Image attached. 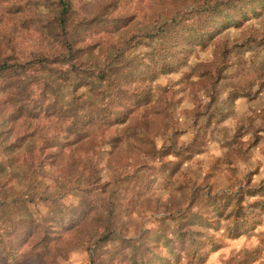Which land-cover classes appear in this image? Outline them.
<instances>
[{"label":"rangeland","instance_id":"1","mask_svg":"<svg viewBox=\"0 0 264 264\" xmlns=\"http://www.w3.org/2000/svg\"><path fill=\"white\" fill-rule=\"evenodd\" d=\"M64 1L0 0V264H264V0Z\"/></svg>","mask_w":264,"mask_h":264},{"label":"trees","instance_id":"2","mask_svg":"<svg viewBox=\"0 0 264 264\" xmlns=\"http://www.w3.org/2000/svg\"><path fill=\"white\" fill-rule=\"evenodd\" d=\"M59 2L63 4V7L55 19V26L60 30L62 37H65V32L67 28V20H68V16L70 12V4L65 3L64 0H59ZM167 23H169L170 26L173 27L177 25V18H174ZM184 37L182 35V37H180L179 40L173 42L172 44H169L168 52L164 55L159 56L156 60L160 61L161 62L160 64H162L166 68H171L172 65L170 62L172 59L175 58V54L172 52L178 49L181 44H185ZM196 38L200 39L198 42H201L197 44H203V42L201 41L203 40V37L197 36ZM61 47L63 48L62 49L63 51L62 53L58 54L56 57H52L49 59L45 57H40L36 59V75L40 76L45 73L53 74L54 72L62 73L64 72L63 70L65 68L67 70V72L65 71L66 76H69V74H73L74 76L76 75L78 77L79 71H78L77 62H79L80 57H81L80 54L83 52V50L76 48L73 42H69L66 40L62 41ZM119 60L120 58H118L117 55L113 57L112 59L107 60L105 64L100 69H98L95 75L93 74V77L96 80L107 82L108 86L115 89L117 82H116V79H114V71L116 72V64H119V66H121V62ZM25 67L26 66L24 65H9L7 64L6 61H0V75L9 74L12 77L19 76L22 74ZM42 82H45V80H42ZM90 89L93 90V92H97L91 87ZM76 106H77V101H76ZM57 109H58V112H60L61 114L63 115H65V113L67 114V112L65 110L63 111L61 107H57ZM77 112L78 111L72 113L73 116H76L73 122L74 123L73 131L75 133L79 132L78 129H80L79 127L75 126L76 120L80 122V120L84 118L82 116H77L76 115ZM31 237L32 235H29L28 238H31ZM32 243H34L35 245L34 239L31 241V245Z\"/></svg>","mask_w":264,"mask_h":264}]
</instances>
